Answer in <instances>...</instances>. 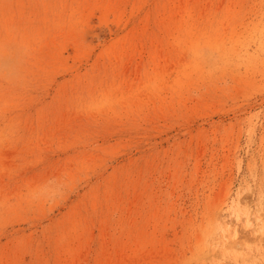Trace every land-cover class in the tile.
<instances>
[{
  "label": "rangeland",
  "instance_id": "rangeland-1",
  "mask_svg": "<svg viewBox=\"0 0 264 264\" xmlns=\"http://www.w3.org/2000/svg\"><path fill=\"white\" fill-rule=\"evenodd\" d=\"M0 264H264V0H0Z\"/></svg>",
  "mask_w": 264,
  "mask_h": 264
},
{
  "label": "bare ground",
  "instance_id": "bare-ground-1",
  "mask_svg": "<svg viewBox=\"0 0 264 264\" xmlns=\"http://www.w3.org/2000/svg\"><path fill=\"white\" fill-rule=\"evenodd\" d=\"M252 225L251 221L249 219H246V226ZM226 232H227V237L231 239H235L237 237V231L235 228H231L230 225L226 224Z\"/></svg>",
  "mask_w": 264,
  "mask_h": 264
}]
</instances>
